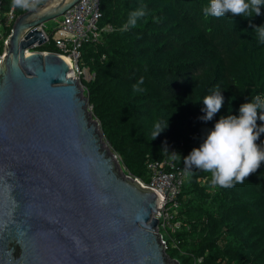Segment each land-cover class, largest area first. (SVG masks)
<instances>
[{
  "label": "trees",
  "instance_id": "obj_1",
  "mask_svg": "<svg viewBox=\"0 0 264 264\" xmlns=\"http://www.w3.org/2000/svg\"><path fill=\"white\" fill-rule=\"evenodd\" d=\"M207 3L100 0L101 36L81 47L80 66L92 74L82 83L127 172L149 181V165L166 159L183 170L175 215L181 227L161 230L172 258L180 264H264V162L231 188L213 186L211 174L194 166L185 174L184 157L221 116L239 115L243 103L264 97V43L252 27L264 25V7L254 17L206 18ZM142 6L145 15L129 26L130 13ZM12 8L15 18L24 12L12 0H0V58L14 22H8ZM45 30L51 37L56 33L47 25ZM35 49L54 51L55 46ZM136 86L140 90L134 91ZM217 90L224 104L204 121L203 98ZM157 123L168 126L153 139ZM257 143L264 148V134Z\"/></svg>",
  "mask_w": 264,
  "mask_h": 264
},
{
  "label": "water",
  "instance_id": "obj_2",
  "mask_svg": "<svg viewBox=\"0 0 264 264\" xmlns=\"http://www.w3.org/2000/svg\"><path fill=\"white\" fill-rule=\"evenodd\" d=\"M80 0L19 14L0 58V264H180L159 194L105 147L65 57L29 49Z\"/></svg>",
  "mask_w": 264,
  "mask_h": 264
},
{
  "label": "clouds",
  "instance_id": "obj_3",
  "mask_svg": "<svg viewBox=\"0 0 264 264\" xmlns=\"http://www.w3.org/2000/svg\"><path fill=\"white\" fill-rule=\"evenodd\" d=\"M44 0H12V6L24 10L40 8ZM264 0H208L202 7L206 18H220L226 14L233 17H254L261 13ZM145 15L144 7L130 13L128 25L135 26L137 19ZM259 42L264 43V25H252ZM139 83H143L141 79ZM140 90L138 86L134 91ZM217 90L214 94L203 98L206 115L200 117L204 121L212 120L224 104V96ZM264 97L256 96L243 103L239 115L221 116L210 130L203 143L194 148L184 157L186 175H191L193 166L211 174V184L222 188L234 187L243 183L252 173L256 172L264 162V148L259 143L264 134ZM168 126V124H167ZM166 126V127H167ZM166 127L155 125L153 139Z\"/></svg>",
  "mask_w": 264,
  "mask_h": 264
},
{
  "label": "built area",
  "instance_id": "obj_4",
  "mask_svg": "<svg viewBox=\"0 0 264 264\" xmlns=\"http://www.w3.org/2000/svg\"><path fill=\"white\" fill-rule=\"evenodd\" d=\"M100 17V0H80L61 17L53 37L46 32L45 25L43 26L46 40L42 44L37 43L36 46L53 42L55 50L51 52L59 53L65 58L69 57L74 63L71 66L73 74L82 75L86 69L80 66L81 47L85 42L97 41L100 38L101 30L98 28ZM14 20V8H12L8 22ZM149 168L151 171L149 181L136 178L144 187L154 189L159 194L160 211L154 215L160 221V230L176 232L181 227V222L175 218V215L181 207L183 170L168 159L152 163Z\"/></svg>",
  "mask_w": 264,
  "mask_h": 264
},
{
  "label": "rangeland",
  "instance_id": "obj_5",
  "mask_svg": "<svg viewBox=\"0 0 264 264\" xmlns=\"http://www.w3.org/2000/svg\"><path fill=\"white\" fill-rule=\"evenodd\" d=\"M59 19H61V18H59ZM58 19V20H59ZM58 20H52V21H49V22H47L46 23V25H47V30H50V31H55V29H57V26H58ZM35 48H37V46L35 47H31L29 50L30 51H32V50H38V49H35ZM71 73H73V71H71ZM78 77H79V79H80V82L82 83V77H84V78H87V79H90L91 77H92V74L90 73V71H89V69H86V71H84V73L82 74V75H77ZM83 84V83H82ZM105 141L109 144V146H111L110 145V143L107 141V139L105 138ZM118 158H119V156H118ZM119 161H120V159H119ZM121 162V161H120ZM122 165V164H121ZM123 166V165H122ZM123 168H124V166H123ZM124 170L126 171V169L124 168ZM127 172V171H126Z\"/></svg>",
  "mask_w": 264,
  "mask_h": 264
},
{
  "label": "bare ground",
  "instance_id": "obj_6",
  "mask_svg": "<svg viewBox=\"0 0 264 264\" xmlns=\"http://www.w3.org/2000/svg\"><path fill=\"white\" fill-rule=\"evenodd\" d=\"M65 59L69 62V64H70L71 66L74 65L73 61H72L69 57H66ZM103 145H104L105 147H109V144H108L105 140H103Z\"/></svg>",
  "mask_w": 264,
  "mask_h": 264
}]
</instances>
